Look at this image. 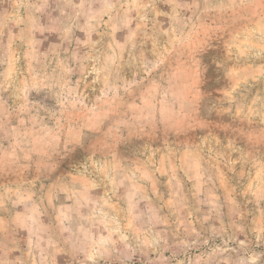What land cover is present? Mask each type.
I'll return each mask as SVG.
<instances>
[{
    "label": "rangeland",
    "instance_id": "obj_1",
    "mask_svg": "<svg viewBox=\"0 0 264 264\" xmlns=\"http://www.w3.org/2000/svg\"><path fill=\"white\" fill-rule=\"evenodd\" d=\"M0 264H264V0H0Z\"/></svg>",
    "mask_w": 264,
    "mask_h": 264
}]
</instances>
